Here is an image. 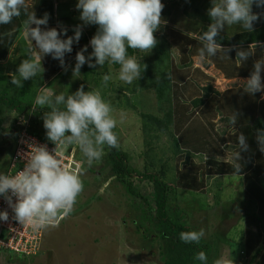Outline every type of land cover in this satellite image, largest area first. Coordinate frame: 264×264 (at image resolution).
<instances>
[{
	"label": "rangeland",
	"instance_id": "1",
	"mask_svg": "<svg viewBox=\"0 0 264 264\" xmlns=\"http://www.w3.org/2000/svg\"><path fill=\"white\" fill-rule=\"evenodd\" d=\"M35 1L26 0L28 4L27 12H24L26 16L28 13L34 12L38 17ZM162 3L165 5L162 12L164 23L155 32V35L158 39L165 38L168 40L172 53L171 66L174 68V73H176L177 67L181 64L183 58V52L177 47V44L186 47L185 49L190 56L196 49L195 45H186L183 38L194 35V38L197 39L194 32L198 25L197 22L184 14V6H182L184 2L182 0H162ZM195 4V6H199L204 2L198 1ZM73 10L76 11V14L71 18L70 23L72 25L69 23L73 27L72 29H75L77 25H81L85 32H91L93 25H83V22L79 19L80 10L76 8V5L73 6ZM14 25L13 20L10 24L0 25L2 31L0 39H3V49L5 51L9 47V33L15 29ZM31 27H35V25H31ZM50 27L53 28V26L47 28ZM62 27L59 25L56 29L59 31ZM21 31H23L22 34L19 31L21 35L19 37L15 36L11 49L5 55L6 57H3L2 62L5 70L0 68V97L6 94V97L17 99L26 106L32 101V94L36 93L35 102L37 96L45 89L53 92V103L56 95L63 93L67 98L68 95L75 94L84 79V69L88 64L85 63L81 67L80 73L75 75L73 72L76 63L75 58L68 66L57 73L51 81L47 82L45 79L44 86L40 89L31 88L30 86L20 94L17 89L13 91L8 89L9 87L3 83L5 81L3 76L13 75L14 66L17 65L18 70L24 60L33 59V53L39 51L34 41L25 38L24 29ZM61 38L66 39L63 34H61ZM197 40L199 41V39ZM77 46L78 43L74 42L73 49ZM91 52L92 48L89 44L88 51L85 53L86 58ZM154 52L155 50L152 49L149 53L144 54L150 56ZM220 52H224V50L220 48L216 53ZM190 57L191 66L185 69L184 74H182L187 77L180 80L184 86L182 90L177 87L180 91V97L188 102L185 103L188 108L192 109L191 101L198 96H195V94L208 85L213 86L219 92L220 100L234 95L240 97L246 95L247 98H255L256 96L259 103L264 101V88L254 93L246 91V82L250 78H245L240 73L228 78L225 71H222L208 57H205L202 62L199 56ZM40 63L43 70L28 79L31 83L36 79V85H39L41 77L49 71L56 73L55 67H57L58 59H54L52 55L42 54ZM239 64L242 65V62L239 61ZM91 70L96 73L90 77L85 92L99 91L102 98L111 104L113 115L117 118V127L114 130L118 135L120 147L128 155L129 165L136 172L131 179L135 189H138L142 196L151 199L153 184L144 181L137 174L143 173L146 169L148 172H154L156 168L168 165V183H171L170 180L173 178L181 179V172L189 171L193 177H196L194 183L198 184L197 192L180 188L178 202H171L172 208L179 207V210L189 217V223L193 230L204 229L205 235L203 238L211 244L213 263L218 259L231 258L234 264H248L250 259L247 258L246 244H250V241H247L248 228L244 216L248 214L250 209L244 201L246 196L243 195L244 191L240 185V177L237 175L220 176L218 166L208 164V158L205 159L207 156L203 155L194 157L192 160L193 165L185 166L186 156L174 155L172 139L166 134L160 135V141H155L152 146L153 150H149L143 134L142 114H158L156 111L158 106L156 95L153 92H141L140 90L133 94L128 88L132 89L137 80L131 84L120 81L118 79L119 69L115 65L106 62L103 66L91 67ZM98 75H100L98 81L102 85L94 80ZM104 75H111L112 77L107 86L103 83ZM260 76L261 84L264 85L262 73ZM16 77L22 82L25 81V79L19 77V74ZM45 86H49V88H45ZM46 107L51 108L47 105ZM59 107L64 106L60 105ZM216 108L214 106V110ZM181 109L182 112L180 111L177 115L178 120H181L186 112L185 106ZM193 111L195 115L198 113L195 110ZM120 112L126 114V118L122 123L119 121ZM203 113L204 111L200 113V116ZM216 113L218 114V112ZM225 115L229 116L230 114L225 112ZM23 116H19L15 111L7 112L5 116L4 130L0 136V174L5 175L11 164L10 161L16 144L15 137L17 136V130L15 131L13 126L16 124L17 127L15 128H18L19 123L24 124L26 119L24 120ZM223 118L224 116H218L215 119L209 118L212 125L215 126L212 137L217 140L224 152L223 156L215 157V160L220 166H237L241 155L236 150L234 138L237 137L236 133L238 131L233 124L223 121ZM33 129H35L34 125ZM183 129L184 127L179 131L175 129L174 131L177 135H180V133H183ZM192 129L195 132H201L202 130L198 123ZM185 131L186 129L184 133ZM222 138L224 141H222ZM75 154L79 159L84 160L81 172L84 187L82 193L77 197L71 214L62 221L57 222V227L43 229L42 252L38 254V257L28 258L3 249L0 250V264H161V257L159 256L161 246L159 242L154 243L155 241L152 240L147 242L144 236H140L136 231L141 216V209H138V207L144 209V202L141 199H136V197L133 199L125 187L112 176L111 169L106 161V149L104 148L101 159L93 161L91 165L88 157L80 147L79 149L76 148ZM219 182L222 184L220 192ZM263 256L264 251L259 258L261 259Z\"/></svg>",
	"mask_w": 264,
	"mask_h": 264
},
{
	"label": "trees",
	"instance_id": "2",
	"mask_svg": "<svg viewBox=\"0 0 264 264\" xmlns=\"http://www.w3.org/2000/svg\"><path fill=\"white\" fill-rule=\"evenodd\" d=\"M184 3V14L194 22H197L198 28L195 29L194 34L199 37L208 30L211 24V19L208 14L209 9L213 6V0H182ZM198 1L204 4L195 6ZM78 0H36L35 7L37 9V18L48 15V23L40 26L42 30L51 29L59 25L63 26L62 29H67V35H63L65 38L74 35V29L70 26L71 18L76 14L73 10V6L76 5ZM195 8V9H194ZM254 13L260 14V19L253 23V31L249 32L243 29L242 25L228 26L225 24L224 28L219 31L216 42L220 45V48L224 52L216 53L209 56L205 53V57H208L213 63H216L222 71H225L228 78L234 77L239 73L245 78H250L255 71L254 65L258 61H264V8H259L255 4L252 6ZM27 19L24 10H21L19 17H14L15 22L14 30L9 33L8 49H3L4 42L0 39V62L3 61V57L9 52L13 45V39L17 35L22 34L24 29V20ZM70 23V24H69ZM63 24V25H62ZM72 25V24H71ZM1 28V27H0ZM17 28V29H16ZM21 29V30H19ZM98 30L97 25H93L91 32H85L82 30L81 39L78 42V46L72 50L71 53H66L64 57V66H61L60 60L56 64L54 71H49L45 76L41 77V82L36 85L35 79L32 83L25 79L24 82L20 80V86L12 83V77L17 76V65L14 66L13 75H4L5 81L3 82L8 86L10 91L17 89L19 94L31 86V88H41L44 86L45 79L51 81L57 73L68 66L74 58L76 53L82 49L83 46L90 44L91 38L96 34ZM17 31V32H16ZM19 31L21 34H19ZM60 31V30H59ZM0 29V33H1ZM14 32V33H13ZM63 34V33H62ZM156 36V35H155ZM1 38V37H0ZM158 41L157 45L153 48L154 54H144L143 52L133 51L129 49V55L136 56L137 60L141 63L142 71L140 78L135 82L132 89H129L133 94L137 91L141 92H153L156 95L158 106V114H142L143 119V134L145 137V143L149 150H153V143L160 141V135H168L172 139V149L175 156H186L185 166L193 165V158L196 156H207L208 164L216 165L219 168V175H237L240 177V185L243 188V195L246 196L244 200L247 204L248 214L244 217L247 220V241L250 244H246L247 258L250 259L248 264H264L263 258H259L263 255L264 251V101L258 102L255 98H247L246 95L240 97L234 95L228 98L219 99L220 94L213 86L208 85L201 88L191 101L192 109L188 108L185 103H188L185 99L180 97V91L184 84L180 82L186 78L184 70L188 69L191 65L190 56H198V50L203 47V43L194 38V35L185 36L186 45H195V50L192 54H188L186 47L177 44V47L182 50L183 58L181 64L177 67L176 73L172 68V53L171 46L168 40L156 36ZM161 40V41H159ZM253 42H258L257 47L247 60H241L242 65L237 61V53L239 51H249V46ZM81 43V45H79ZM39 53V51H38ZM42 56V54H40ZM75 56V57H74ZM93 58V63H94ZM146 65V68H143ZM119 69V65H115ZM0 68L5 70L3 65L0 64ZM233 69V72H232ZM191 70V69H190ZM4 72V71H2ZM96 72L91 70V67L87 64L84 69V79L80 83L79 88L83 86V90H86V85L90 80V77ZM190 73V71H189ZM264 78V63L261 64V71ZM59 75V74H58ZM100 75L94 79L96 82ZM180 78V79H179ZM53 82V81H52ZM31 84V85H30ZM100 85L102 83L99 82ZM187 84V82H186ZM49 88V86H45ZM17 94V95H19ZM35 94H32V101L24 106L21 101L17 99H10L4 94L0 97V136L4 130V120L7 112L15 111L19 116L24 115L30 118L31 121V133L39 136L44 141L51 142L47 137V130L44 128V118L51 108L46 106L37 105L34 102ZM21 96V95H20ZM191 98V97H189ZM186 108L184 117L181 120L177 119L178 113L182 112L181 108ZM216 106V110H214ZM63 109V107L61 108ZM202 116H200V113ZM218 112V114L216 113ZM225 112L230 114L225 115ZM192 113L194 114L192 116ZM218 116H224L223 121L233 124L237 128V137L234 138L237 151H239L241 157L238 159V166L232 165H218L215 157L223 156L224 152L221 146L217 143V140L212 137V131H215L214 124L210 122L209 118L215 119ZM235 117V123L231 122V118ZM198 123L201 127V132H195L192 128H195V124ZM16 125V124H15ZM13 126L14 130H17L18 138L19 128ZM33 125L35 129H33ZM211 126V127H210ZM186 129L185 133L177 135L174 131L180 129ZM115 131V130H114ZM182 132V131H181ZM245 137V147L240 146L239 136ZM222 141L224 139L222 138ZM16 146V144H15ZM79 149V143H71V150ZM107 156L106 161L111 169V174L120 182L126 189L129 195L134 199H141L144 202L145 208L141 209V216L139 224L137 226V233L140 236H144V239L149 242L150 240L159 242L161 252V264H214L211 259V244L203 237L199 244L185 243L179 239V235L183 231H195L189 223V217L184 215L179 210V207L172 208V203L178 202L179 189H186L193 192H197L198 184L194 183L193 175L189 171L181 172V179L173 178L171 183H168V165H163L160 168H156L154 172H148L147 169L143 173H137L144 181H149L153 184V193L151 199L135 189L132 179V175L136 174L135 169L129 165L128 155L119 148H108L105 146ZM1 150V149H0ZM1 153V151H0ZM15 153V150H14ZM11 157V160L14 156ZM11 162V161H10ZM84 162V160H83ZM220 166V167H219ZM89 167V166H88ZM6 171L5 175H7ZM193 180V181H192ZM219 192L222 184L219 182ZM203 187V184H202ZM219 204V203H218ZM255 209V210H254ZM71 214V213H70ZM142 217V219H141ZM203 251L207 260L200 261L195 259V256Z\"/></svg>",
	"mask_w": 264,
	"mask_h": 264
},
{
	"label": "clouds",
	"instance_id": "3",
	"mask_svg": "<svg viewBox=\"0 0 264 264\" xmlns=\"http://www.w3.org/2000/svg\"><path fill=\"white\" fill-rule=\"evenodd\" d=\"M255 4L264 8V0H213L209 9L211 24L199 39L204 42L198 50L201 62L205 53L215 55L220 45L216 37L227 24L242 25L243 29L253 31V23L260 19V14L252 11ZM162 0H78L76 8L80 10L79 19L83 25H97L98 30L91 38L92 52L86 58L88 46H84L76 53V63L73 69L75 75L80 73L81 67L88 63L89 67L119 65L118 79L131 84L141 76V63L136 56L129 55V49L149 53L158 43L155 32L164 23ZM27 12L26 0H0V25L10 24L14 17L21 15V10ZM48 15L37 18L35 13H28L24 20V36L35 42L39 53H33V59L24 60L18 68L19 77L29 79L41 72V55H52L64 66L66 53H71L73 44L78 43L82 35V26L77 25L74 35L66 39L67 29L58 31L56 28L42 30L41 25L48 23ZM35 25V27H31ZM258 42L249 46V51H239L237 61L247 60ZM94 58V63H93ZM255 63V71L246 82V91L254 93L262 90L261 64ZM146 68V65H143ZM111 75L103 76V83L107 86ZM12 83L20 86V79L12 77ZM35 103L40 106H50L51 111L44 118V128L48 139L58 146L78 142L80 149L88 157L89 164L101 159L105 146L119 148V138L114 129L117 118L113 115V108L106 102L99 91L85 92L83 86L75 94L65 98L63 93L56 95L53 103V92L42 90ZM63 105V109L59 106ZM126 118L124 112L119 113V121ZM235 123V117L231 118ZM239 144L246 148L245 137L239 136ZM264 139V138H262ZM264 151V148L261 149ZM238 158V154H237ZM207 159V157H205ZM83 162V161H82ZM237 169L239 166H236ZM81 174L64 167L58 153L49 152L45 146H34L29 150L28 160L23 170L15 175L0 174V196H4L13 208L16 220L22 225L31 226L34 231L57 227L58 219L67 217L74 209L77 197L83 191ZM16 197L15 203L12 196ZM6 212H0V219L7 220ZM204 229L199 231H183L179 239L185 243L199 244L204 237ZM195 259L207 260L201 251ZM214 264H234L231 258L218 259Z\"/></svg>",
	"mask_w": 264,
	"mask_h": 264
},
{
	"label": "built area",
	"instance_id": "4",
	"mask_svg": "<svg viewBox=\"0 0 264 264\" xmlns=\"http://www.w3.org/2000/svg\"><path fill=\"white\" fill-rule=\"evenodd\" d=\"M24 124L18 125L19 133L16 140L15 153L9 166L7 175H15L17 171L25 167L29 150L34 146H45L49 152L58 153V157L64 167L73 172L81 174L83 162L76 156V149L71 150V144L58 146L49 141L42 140L39 136L32 134L30 118L23 116ZM22 121V120H21ZM12 196L11 192L8 193ZM16 197L12 196L15 203ZM0 212L7 213V220L0 219V250H8L24 257H38L42 252V230L34 231L31 226L20 224L16 218L13 208L4 196H0ZM66 218V217H64ZM64 218H59L57 222ZM5 236V237H4Z\"/></svg>",
	"mask_w": 264,
	"mask_h": 264
},
{
	"label": "crops",
	"instance_id": "5",
	"mask_svg": "<svg viewBox=\"0 0 264 264\" xmlns=\"http://www.w3.org/2000/svg\"><path fill=\"white\" fill-rule=\"evenodd\" d=\"M1 65H3V62H0Z\"/></svg>",
	"mask_w": 264,
	"mask_h": 264
}]
</instances>
